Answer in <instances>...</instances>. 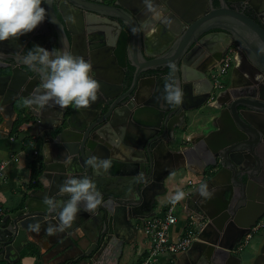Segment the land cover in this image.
Masks as SVG:
<instances>
[{
	"label": "water",
	"instance_id": "95a60500",
	"mask_svg": "<svg viewBox=\"0 0 264 264\" xmlns=\"http://www.w3.org/2000/svg\"><path fill=\"white\" fill-rule=\"evenodd\" d=\"M180 1L151 0L149 9L145 0H46L39 27L0 42V114L34 126L44 163L41 188L0 222V261L14 263L29 244L44 243L53 264H119L136 241V222L153 215L167 179L194 158L205 164L183 203L196 239L175 263L264 264V22L231 5L262 20L264 0ZM34 45L90 61L98 99L79 110L26 106L43 91L23 61ZM231 47V80L211 97L210 72ZM169 81L183 93L178 106L164 100ZM92 155L112 166L98 173L85 163ZM68 177H90L103 203L92 212L81 205L70 228L48 235L59 219L44 200L67 202L59 188ZM37 223L38 233L30 229ZM255 228L251 254L239 245Z\"/></svg>",
	"mask_w": 264,
	"mask_h": 264
},
{
	"label": "clouds",
	"instance_id": "9594fccd",
	"mask_svg": "<svg viewBox=\"0 0 264 264\" xmlns=\"http://www.w3.org/2000/svg\"><path fill=\"white\" fill-rule=\"evenodd\" d=\"M46 0H0V42L18 40L21 36L34 31L47 17V11L42 5ZM146 6L151 9V0H145ZM37 73L42 81L43 91L37 90L30 98H26V106L58 105L60 108L74 106L76 109H87L98 99L100 83L93 78L90 61L81 56L73 55L68 51L52 49L51 51L34 45L23 58ZM172 72L175 65L169 64ZM164 100L169 104L180 105L183 102L181 89L171 81L165 84ZM86 165L97 170L107 171L112 165L107 159H100L95 155L89 156ZM61 195L67 194V202L57 203L55 198H45L44 203L49 213L58 212L59 225H49L48 235L62 232L70 228L82 210L92 212L103 203V197L90 177H68L59 188ZM200 194L210 198L211 193L207 185L200 186ZM185 198L182 191L175 193L172 203H178ZM33 232L40 231V225H30Z\"/></svg>",
	"mask_w": 264,
	"mask_h": 264
},
{
	"label": "crops",
	"instance_id": "0c3cea01",
	"mask_svg": "<svg viewBox=\"0 0 264 264\" xmlns=\"http://www.w3.org/2000/svg\"><path fill=\"white\" fill-rule=\"evenodd\" d=\"M180 4L183 8L185 5L184 0L180 1ZM225 80H228L227 76L226 79L224 78V81ZM41 148L42 143L37 139L34 126L31 125V123L25 124L22 120L14 121V117L10 118L0 114V163L3 162L4 164V167L2 168V175L0 176V206L4 209L5 215L21 208L24 200L27 198V193L30 190L34 188H41L39 177L44 170ZM189 162V164H186L189 170L182 169L175 172L167 179L166 192L157 198L167 197V200L162 205L160 211L158 213L153 211V214H161L163 209L173 199L176 192H186L184 191L186 185H181L180 183L181 176L182 178L186 176L190 179L196 175L194 177L198 180L197 173L201 170L205 163L194 158L190 159ZM32 166L34 168L40 167L42 169L40 175L36 178V183H33V178H31ZM183 201L184 199L178 202L179 209L176 214L177 222L171 227L169 233L171 240H175L179 234L184 232L186 229L185 226L191 218V216L188 215L190 214V210L186 207ZM263 223L264 220H262L259 225ZM139 224L140 222L137 226ZM254 230V233H252L253 238L249 240L250 243L248 242V245L250 244V246L246 248V250L251 254L256 253L254 239L258 237L257 233L259 232V229L258 231H256V228ZM41 240L45 239L43 238ZM142 240L143 235L140 236V233L138 232L135 242ZM138 247L139 249H137V247L135 249V259H133L134 261L131 264H137V260L141 257V253H143L146 248L143 244L141 246L138 245ZM48 250L49 248L46 247L44 243L39 247L34 243H31L28 245L27 249H24L21 252L20 257L16 262L9 264H53V261L49 256L51 251ZM175 256L176 255L174 254L160 255L156 264H177L175 263ZM0 264L5 263L0 261ZM119 264L129 263L124 261V259H121Z\"/></svg>",
	"mask_w": 264,
	"mask_h": 264
},
{
	"label": "built area",
	"instance_id": "2783aa9c",
	"mask_svg": "<svg viewBox=\"0 0 264 264\" xmlns=\"http://www.w3.org/2000/svg\"><path fill=\"white\" fill-rule=\"evenodd\" d=\"M235 48H229L223 55L221 61L210 72L212 82L211 97L215 91H221L225 87L222 80L223 76H227L233 63V55ZM3 162L0 163V176L2 175ZM186 186H192V182L188 181ZM173 200V199H172ZM169 204L163 209L161 214H153L141 220L142 235L147 238L148 245L146 246L141 257L137 260V264H156L160 255L174 254L178 255L188 250L192 242L196 239V230L194 228V220L191 217L190 221L185 226L183 233L179 234L175 240L170 239L171 227L177 222L178 203ZM5 215V211L0 206V222ZM250 235H247L241 241L239 247H244L248 244Z\"/></svg>",
	"mask_w": 264,
	"mask_h": 264
},
{
	"label": "rangeland",
	"instance_id": "374dc122",
	"mask_svg": "<svg viewBox=\"0 0 264 264\" xmlns=\"http://www.w3.org/2000/svg\"><path fill=\"white\" fill-rule=\"evenodd\" d=\"M224 78L226 79V76H223L222 77L223 82H224ZM227 78L229 79V76L228 75H227ZM228 81L229 80H225L224 83H227ZM216 94H218V91H215V95ZM194 176H196V175H194ZM194 176L191 177L190 179H188L186 176H184V178H182V176L180 177V183H181V185H184V184L186 185L187 182H188V180H190L192 182V185H193V186H186L185 189H184V191H190L192 189L194 190L195 187L198 186L199 180H197ZM166 200H167V197L166 198H159V199H157V202H156V204L154 206V210L153 211L158 213L160 211L162 205L164 204V202ZM177 208L179 209V206ZM138 223L139 222H136V224H138ZM138 227H139V229H142V224L140 223L138 225ZM138 232L140 233V236H142L141 235L142 232H140V231H138ZM142 244L145 245V246L148 245V240L144 236H143V240L142 241L135 242L134 244H132V245H130L128 247V250L126 252V255L122 259H124V261H126L129 264L133 263V261H134L133 259H135V249H136V247H137V249H139L138 245L141 246ZM249 246H250V244L247 245V246H245L244 249L248 248Z\"/></svg>",
	"mask_w": 264,
	"mask_h": 264
},
{
	"label": "flooded vegetation",
	"instance_id": "af4514ba",
	"mask_svg": "<svg viewBox=\"0 0 264 264\" xmlns=\"http://www.w3.org/2000/svg\"><path fill=\"white\" fill-rule=\"evenodd\" d=\"M250 1H251L254 5H259V3L261 2L260 0H250ZM214 5L217 6L218 3L215 1V2H214ZM231 5H232L233 7H236V8H238V9H240V10H244V12H245L246 14H248V15H250V16H252V17H255V18H256V21L260 22V24L262 23V21L264 22V17H263L262 20L259 19V18L255 15V13L253 12V10H252L249 6H242V5H241V2H234V3H231ZM262 25H263V23H262ZM235 57H236V49H235V53H234V55H233V63H232V65H231V68H230L229 73H228V76H229V79H228V80H229V81L231 80L232 68H233V66H234V60H235ZM254 78L257 79L258 82H261V81H262V77H259V76H257V75H254ZM229 81H228L227 83H225V87H224L222 90H224L225 88H227ZM246 81L251 82L252 79L249 77L248 79H246ZM224 82H225V81H224ZM128 238L131 239V238H132V235L130 234V236H128ZM134 243H135V242H134Z\"/></svg>",
	"mask_w": 264,
	"mask_h": 264
},
{
	"label": "trees",
	"instance_id": "16d2710c",
	"mask_svg": "<svg viewBox=\"0 0 264 264\" xmlns=\"http://www.w3.org/2000/svg\"><path fill=\"white\" fill-rule=\"evenodd\" d=\"M42 169L39 167V168H34L32 166V170H31V178H33V183H36L37 180L36 178L40 175Z\"/></svg>",
	"mask_w": 264,
	"mask_h": 264
}]
</instances>
